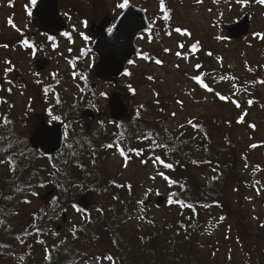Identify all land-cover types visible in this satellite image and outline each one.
<instances>
[{
  "label": "trees",
  "instance_id": "16d2710c",
  "mask_svg": "<svg viewBox=\"0 0 264 264\" xmlns=\"http://www.w3.org/2000/svg\"><path fill=\"white\" fill-rule=\"evenodd\" d=\"M151 1L159 7L160 23L170 27L168 1L171 0H164L169 16L167 20L160 10V0ZM156 26L150 25L149 32ZM199 51L200 47L194 52L191 50L190 58L197 56L200 62ZM176 53L174 56L179 57ZM253 76L255 89L264 87V83L259 82L264 81V69H257ZM11 77L0 79V108L3 110H0V120L7 117L12 122L7 127H0V135L9 136V140L0 147L8 148L9 142L12 145L8 153L0 155L5 159L12 155L16 161L15 172L10 171L7 162L0 163V264H13L12 258L20 248L28 253L25 264H87L93 260L98 264H113L105 258L109 255L113 257L114 264H235L232 254L221 251L222 246L228 248V243H231L226 229L220 233L212 232L203 252L200 251L199 239L204 236L210 214L222 211L224 217L229 218L227 212L233 213L237 208V213L241 215L244 170L241 171L238 163L240 137L234 136L233 125L240 128L247 124L246 115L240 110L243 105H235L237 115L241 114L236 120H232V115L233 122L223 116L221 120L194 118L190 121L198 124L199 128L194 129L186 122L183 127L180 125L168 134L162 124L173 113L168 110L165 101L162 98L137 101L130 105L129 116L122 121L112 122L105 113V127L97 124L87 130L80 125V130L73 128L72 138L69 132L72 126L68 122L81 119L82 106L77 103L74 107L56 98L57 103L47 110L45 107L43 114L49 116L50 124L64 126L65 143L59 154L44 157L28 144V134H31L34 125L23 132L17 118L12 116L14 106L8 103L9 99L3 98L16 94L15 81ZM5 84L8 86L5 87ZM10 85L13 87L11 91ZM1 91H4L3 94ZM130 93V97L134 98L137 88ZM255 94L248 99L253 101L251 105L246 102L247 107L257 105L254 97L257 96L259 101L260 96ZM261 102L264 107V94ZM32 111L28 110L27 114H32ZM74 112L76 114L72 118ZM52 116L60 119L53 120ZM241 116L243 121L239 122ZM253 128L249 129L255 132ZM148 132L152 133L156 143L167 147H155L152 140L142 138ZM109 144L113 147H107ZM120 148L125 150V156L120 154ZM132 150H139L141 154L137 155ZM261 151L264 159V149ZM21 152L24 153L22 156ZM155 155H159L165 163H172L173 168H164L163 164L154 162L152 158ZM114 157L120 159L121 170L128 165L139 164L160 179L166 190L165 213L160 221L148 223L146 227L132 226L133 212L140 202L138 184L134 185L129 179L123 181L119 174L113 175L106 162ZM160 172L176 183L170 184L159 175ZM29 183L31 187H26ZM41 184L44 186L41 187ZM16 187L24 190L15 191ZM49 187H55V192L44 201L42 194ZM33 191L38 195H31ZM84 194L90 195V205L82 211L77 207V198ZM170 199L182 200L185 205L193 207L175 202L170 204ZM25 200L31 202L25 203ZM68 207L74 209L81 220L80 223H70L69 227L67 224L63 231L66 235H63L62 230L58 232L56 228L61 215L69 212ZM22 210H25L24 215ZM169 212L173 221L166 218ZM237 213L229 216L237 217ZM21 215L24 221L18 225ZM246 225L247 232H239L237 238L242 237L250 254L255 251L252 244L253 237H256L251 226L249 229V222ZM220 241H223L221 246ZM262 247L259 248L260 264L264 263ZM257 262L251 259L250 264Z\"/></svg>",
  "mask_w": 264,
  "mask_h": 264
},
{
  "label": "rangeland",
  "instance_id": "374dc122",
  "mask_svg": "<svg viewBox=\"0 0 264 264\" xmlns=\"http://www.w3.org/2000/svg\"><path fill=\"white\" fill-rule=\"evenodd\" d=\"M120 2L122 0H58V12L62 21L66 24V33L69 36H66V38L61 37L56 44L58 48H61L62 51L60 50V52L62 53L48 52L49 58L47 56L46 58L51 60L52 65L46 71L48 73L45 74L49 76V71L55 72L54 74L58 77L55 82L57 90L59 89L60 92H63L62 90L68 89L69 92H78L77 84L70 79V72L66 65L67 58L68 56L70 57L69 54L72 55V52L73 55L76 54L77 48H79L80 42L77 38V32L79 34L78 30L82 27V22L87 20V24L90 25L92 21L96 23L98 17L114 18L118 13L116 5ZM129 3L144 12V6L147 4L145 15L149 21V26L152 24H157V26L154 29L152 28L150 32L149 27L142 38L139 41L137 39L138 54L134 57V66L132 65L129 68L128 73L130 75L123 76L117 81L115 86L103 84L96 89L104 93V101L100 103L102 109L107 115L109 114L107 103L112 92H118L127 106L128 112L125 118L129 116L130 105L137 103V101H152L162 98L168 105V110L175 114L162 124L168 134L194 118L204 117L221 120L220 117L223 116L231 120L233 115L234 118L232 120H236L237 116L244 113L247 122L245 127L239 128L233 125L234 136L240 137L238 140L240 148V160L238 163L241 165V171L244 170L242 204L240 203L241 215L237 213V208L233 212L234 214L235 212L237 213V217H230L234 215L231 211L230 213L227 212L229 218H225L223 213H221L222 211L210 214L205 224L204 236L199 239L200 251L203 252L206 249L207 241L212 232L218 231L220 233L226 229L231 243H228V248L221 247L222 253L232 254L235 264H250L251 259L258 261L256 264H260L261 255L259 254V248L261 245L264 247V227L261 226L264 225V159L261 156V150L264 149V145H262V142L264 144V107L261 102L264 87L258 86L255 89L253 73L257 69H264V40L254 35L255 33L264 34V5H260L254 0H248L243 5L237 3L236 0H201L200 3H197L196 0H183L182 2L171 0L168 1L171 17L170 27H166L164 23H160L157 3L151 0H129ZM30 6V0H0V45H3L4 42L9 45L7 48L0 47V79L12 75L11 79L15 81V84L18 74L31 82L29 73L34 71L35 58L30 56L32 50H24V47L21 46L22 44H18L20 40L19 32L22 34L26 32L25 35H29L27 40H30V36H35V31L31 28L32 25L29 22L28 9H32ZM244 15H249L250 17V36L247 38L245 36L236 41L227 39L224 27L241 21ZM9 19L13 21L16 28H13L8 23ZM177 27L182 32L187 30L188 34L175 32ZM17 28L20 31H17ZM72 31L73 34H71ZM217 37H221V39H217ZM37 41L41 42L39 39ZM196 42H199L200 51L198 57L201 60L200 62L197 61V56L193 59L190 58L191 49L189 48ZM181 44L184 45L183 48L179 47ZM46 48L48 50V47ZM165 49L169 51H165ZM178 51L182 55L175 57L174 54ZM144 54H147L150 58L147 60L143 59ZM156 59L161 60L162 63L156 64ZM6 61H12L11 64L13 66L6 63ZM87 61H89V55L80 64V67H87L88 70L90 66ZM197 64L202 67L196 69L195 65ZM8 68L12 70L6 72L5 70ZM198 74L203 76L204 82L214 90L213 92L207 91L190 80V77ZM45 75L44 78L47 77ZM149 76L152 77L151 80L148 79ZM91 77L94 79L92 73L89 75V79L87 78L85 81L87 83L84 87L86 93L81 95L74 93L72 94L73 96L69 93L63 94L61 95L63 98L61 102L70 103L71 106L80 102L81 105H79L82 107L84 102L88 104L86 101L83 102V100L91 93ZM129 85H131L132 89L137 88V95L134 98L130 97V92L132 91L129 89ZM6 86L8 84H5ZM10 88L13 90L11 85ZM29 90L32 92L31 95L18 93L10 98H3L9 99L8 103L14 106L11 112L12 116L17 118L19 126L24 130L23 132H27V127L34 125L30 132L33 133L39 125V120L46 118V115L43 114L47 110V108L45 110L46 104L50 103L52 107L57 101L50 100L44 103L40 99L39 96L41 95H39L37 90L31 89V87H29ZM3 92L1 91V94ZM217 92L226 96L227 100H221L215 94ZM255 92V95L260 96L259 101L258 97L255 96L257 105L249 108L246 102ZM34 98L35 103L33 106H29ZM106 98L107 100H105ZM233 101L238 102L241 106L243 105L239 115L234 109H237V107H235L236 103ZM30 109H33V113L27 114ZM0 110L3 111L2 108ZM75 114L76 112L72 114V118ZM81 120H83L82 117ZM232 120L231 122H233ZM68 123L70 127L72 126L71 129L69 128V132L73 138V128L80 130L81 126L74 121ZM93 125L97 126V124ZM250 125H254L255 128L252 130L255 132L249 129ZM103 127H105V124ZM30 137L31 134H28V139ZM251 142L259 147H251ZM106 163L114 176L119 174L123 181L129 179L134 185L138 184L139 201H143V203H138L135 206L132 226L146 227L148 223L160 221L165 213L164 199L166 197V190L160 184V179L149 172V170L140 167L139 164L128 165L124 170H121V161L118 157H114ZM154 176L155 179H153ZM134 179H137L138 182H134ZM52 188L55 187L47 188L43 192L42 197L48 194ZM83 196L88 197L89 207L90 195H81L77 198V203ZM157 197H163V203L160 207H156L155 204ZM148 199H150V203H148ZM68 210V213L62 214L65 215L64 224H62L61 218L57 227L59 229L58 232L62 230L63 235H66V232L64 233L63 231L69 227L70 223H80L81 220L74 209L68 207ZM24 212L25 210H22L23 215ZM166 218L170 221L174 220L170 212ZM23 221L24 219L21 215V218L17 221L18 225H21ZM247 222H249V229L251 226L256 237H253L252 244L255 245V251L250 254L245 249V242H242V237L240 238L239 236L237 238L239 232H243V230L247 232L245 230ZM67 224L68 226L65 227ZM222 242L220 241V246ZM27 257V251L20 248L12 258V263L25 264ZM87 264H98V262L93 260Z\"/></svg>",
  "mask_w": 264,
  "mask_h": 264
},
{
  "label": "water",
  "instance_id": "95a60500",
  "mask_svg": "<svg viewBox=\"0 0 264 264\" xmlns=\"http://www.w3.org/2000/svg\"><path fill=\"white\" fill-rule=\"evenodd\" d=\"M31 13L29 15L30 24L45 36L56 37L66 31V24L58 12V0H37ZM113 26L111 19L104 17L97 25H91L89 28V33L94 39L92 53L98 59L94 68V76L97 81L105 85H116L123 76L129 61L137 55L136 41L140 34L148 31L149 21L142 9L129 4ZM109 28H112L111 33L108 32ZM249 28V16L245 15L241 21L224 27V31L229 40H239L247 36ZM47 65L48 63L43 59L35 63L37 70H43ZM108 110L113 122H119L125 118L128 109L118 92L110 95ZM82 116L86 120L93 121L94 119L90 112H84ZM64 140L62 125H47L45 118H41L38 127L29 138V146L41 156H51L61 152ZM54 191L55 188H52L45 198H49ZM149 202L150 199H148ZM162 203L163 197H157L156 207H160ZM77 205L80 210H87L88 197L83 196L78 200ZM64 222L65 215H62V224Z\"/></svg>",
  "mask_w": 264,
  "mask_h": 264
},
{
  "label": "flooded vegetation",
  "instance_id": "af4514ba",
  "mask_svg": "<svg viewBox=\"0 0 264 264\" xmlns=\"http://www.w3.org/2000/svg\"><path fill=\"white\" fill-rule=\"evenodd\" d=\"M123 10L124 9L117 8L118 13L116 14V16L114 18H110L112 21V26L115 24L118 17L120 16V14L123 12ZM102 18H104V17H98V19H96V21H97L96 23H93V21H92L90 23V25L87 24V26L82 24V27H80L78 30L79 34L77 32V38L80 42L79 48H77V53L73 55V52H72V55L69 54L70 57L68 56V58H67V65L66 66L70 72V79L75 84H77L78 92H76V93H75V91L69 92L68 89L62 90L63 92H60L59 89L57 90L55 87V85H56L55 82H56L58 77H57V75L54 74L55 72L49 71V76L45 75L48 73V72L46 73V71L52 65L51 60H48V58H49L48 52L50 53L52 51V52H56V53L57 52L62 53V52H60L61 48H58V46H56V44L61 37L66 38V36L63 35V33H66V31L61 33L60 35H58L56 37H53L52 40H49L47 36H45L43 33H41L36 28H33L31 26V28L34 29V31H35V36H30L31 38L29 40V41H31L30 43L33 44L36 48L35 55H32V53H30V56L35 58L34 64H33L34 71H31L29 73V75H30L29 78H30L31 82L28 80H25L24 78H22L20 76V74H18L17 82L15 84L16 85V94L21 93L22 95H24V94L31 95L32 92L29 90V87H31V89L37 90L39 92V95H41L39 97L44 103L49 102L50 100L55 101L56 98H59L58 101L61 102L63 99L61 97V95H63V94L69 93L72 95L75 93V94L81 95L82 93H86V90L84 89V87L87 85V83L85 81L87 80V78L89 79V75L92 73L94 79H92V77L90 78L91 93L89 96H87L83 100V102L86 101L88 104H85V102H84V104H83L84 106L81 108L80 112H81V117H82L83 112H91V114L94 117V120L90 122V121H87L83 118H82L83 120L75 118V120L73 119L72 121L77 122L81 126L83 125L86 129H87V126H89V129H90V127L93 124H98V126L100 125L101 127H103V125L105 124V121H106V114H105L104 110L102 109V106L100 105V103H101V101H104V100H103V95H101L102 92H100L99 90H96L97 88H99L103 84L97 82L95 80V77H94V68H95V65L97 63V57L91 51L92 45L94 43V39L92 38L91 34L89 33L90 26L98 24ZM25 33L22 34L19 32L18 35H20V40L18 41V44L21 45V40L28 39L29 35L26 36ZM71 34H73V31ZM81 34H83V35H81ZM143 35L144 34H141L139 36L138 41L142 38ZM84 36H87L88 39L85 40ZM37 39L41 40V42L39 43V41H37ZM44 45H48V46H44ZM45 47H48V50H47V48L45 49ZM28 49H31V48H25L24 47V50H28ZM20 50H22V49H20ZM39 52H41V53H39ZM88 55H89V61H87V62H88L90 67H88V70H87V67L81 68L80 64L86 60V57ZM46 56L48 58H46ZM39 59H43L44 61H46L48 63L47 67L43 70H37L36 69L35 63ZM132 65L134 66L133 63H131V64L129 63L127 65L125 72H129V68ZM44 75L47 77L44 78ZM19 77H20V79H19ZM45 89H47V91H45ZM72 102H74V100H72ZM34 103H35V98L31 101L29 106H31V105L33 106ZM76 104L74 103L73 106L75 107ZM79 104H80V102H79ZM46 107L49 108L50 103L46 104ZM107 116H109V115H107ZM45 119H46V123L48 125H52V124H50L51 120L49 119V116H46ZM74 125L76 126V124H74Z\"/></svg>",
  "mask_w": 264,
  "mask_h": 264
},
{
  "label": "snow or ice",
  "instance_id": "6c2138e0",
  "mask_svg": "<svg viewBox=\"0 0 264 264\" xmlns=\"http://www.w3.org/2000/svg\"><path fill=\"white\" fill-rule=\"evenodd\" d=\"M196 2H197V3H200L201 0H196ZM236 2L239 3V4H242V5H243V4H246V3L248 2V0H236ZM255 2L258 3V4H260V5H264V0H255ZM36 3H37V0H31V5H32V6H35ZM116 7L119 8V9H127V8L129 7V0H122V2H120V3H118V4L116 5ZM160 10H161L162 12H164V17H163V18H164L165 20L169 19V16H168V14H167V10H166V8H165L164 0H160ZM31 14H32V13H31V11L29 10L28 15H31ZM8 23H9L13 28H16V25L13 23V21H12L11 19H9ZM82 23H83L85 26H87V23H88V22H87V20H85V21H83ZM113 27H114V26H113ZM17 31H20V29L17 28ZM108 31H109V33H111V32H112V28H109ZM175 32H177V33H182V34H188V33H187V30H183V32H182V30H181L179 27L175 28ZM63 35H65V36H69L68 33H63ZM81 35H83V34H81ZM169 35H170V33H169ZM254 35H255L256 37L260 38L261 40H264V34H261V33H255ZM48 39H49V40H52L53 37H48ZM84 39L87 40L88 37H87V36H84ZM217 39H221V37H217ZM21 44H22V46L25 47V48H31V49H32V55H35V53H36V48H35V46H34L33 44H31V43L29 42V40H27V39H23V40H21ZM198 46H199V42H196V43L192 44V45H191V50H192L193 52L196 51V50L198 49ZM0 47H5V48H7L8 45H7V44H3V45H0ZM179 47H180V48H183L184 45L181 44V45H179ZM165 51H169V50H168V49H165ZM176 55H177V56H181L182 54H181V52L178 51V52L176 53ZM209 55H211V53H209ZM142 58L145 59V60H147V59H149L150 57H149L147 54H144ZM6 63L11 64V61H6ZM129 63L131 64V63H133V61H129ZM155 63H156V64H161L162 61L159 60V59H156V60H155ZM177 67H178V65H177ZM195 67H196V69H200L202 66L199 65V64H197V65H195ZM11 70H12L11 68H8V69H6L5 71L8 72V71H11ZM125 75H130V73L125 72ZM148 79L151 80L152 77L149 76ZM191 79L194 80L198 85H200L202 88L206 89L207 91H209V92H213V91H214L211 87H209V86L204 82V79H203V76H202V75H199V74H198V75H193V76L191 77ZM222 79H223V77H222ZM259 82H260V83H264V81H259ZM9 83H11V81H9ZM128 87H129V89H130L131 91L134 92V89L131 88V85H129ZM233 87H235V85H233ZM9 91H11V89H9ZM45 91H47V89H45ZM215 94H216L217 96H219V98H220L221 100H227V97H226V96L220 95V93H218V92L215 93ZM101 95H104V93H101ZM233 102L236 103V106H237V107L240 106L238 102H235V101H233ZM178 103H179V101H178ZM252 103H253L252 100H248V104H249V105H251ZM141 107H143V106H141ZM50 115H51V113H50ZM173 115H175V114L173 113ZM52 119H53V120H59L60 117H58V116H52ZM242 121H243V116H241L239 122H242ZM11 123H12V122H11L10 120H8L7 117H4L2 120H0V127H7V126H8L9 124H11ZM188 123H189L194 129L199 128V125H198V124H194L192 121H189ZM181 127H183V125H181ZM250 127H254V125H250ZM142 138L152 140V142H153V144L155 145V147H167V145L156 143V141L153 139V135H152L151 132H148V133L144 134ZM8 140H9V136H8V135H0V144H2L4 141H8ZM11 147H12V145H11L10 142H9L8 148L0 147V154L8 153V152H9V149H10ZM107 147L111 148V147H113V145H112V144H109V145H107ZM251 147L254 148V147H256V145H251ZM132 151H135L137 155H140V154H141V152H140L139 150H132ZM23 154H24L23 152L20 153L21 156H22ZM120 154H121L122 156H125V155H126V154H125V150H124L123 148H120ZM152 159H153L154 162H158V163L163 164V167H164V168H168V169H172V168H173V164H172V163H165V162L161 159V157H160L159 155H155ZM5 162H7V163L10 165V171H12V172H15V171H16V161H15V158H14L12 155H8V156L6 157V159H5V157H4L3 155H0V163H5ZM143 162L146 163L147 161H143ZM193 163H196V162L193 161ZM159 175L162 176L163 179H165L166 181H169L170 184H174V183H176V181L170 180V178H169L168 176L164 175L163 172H160ZM153 179H155V177H153ZM13 184H15V181H13ZM40 186L43 187L44 185L41 184ZM26 187H31V184H30V183L27 184ZM181 187H183V185H181ZM14 190H15V191H23L24 189H21V188H19V187H16ZM257 191L259 192V190H257ZM31 195L36 196V195H38V193H36L35 191H33V192H31ZM173 195H175V194H173ZM24 202H25V203H30L31 201L25 200ZM173 202L178 203V204H180L181 206H187V207H189V208H192V207H193V205H191V204H187V205H185L184 201H182V200H175V201H173V200H171V199L169 200V203H170V204L173 203ZM139 203L142 204L143 201H140ZM221 219H223V218H221ZM261 226L264 227V225H261ZM41 243H42V241H41ZM105 258L108 259L109 261H112L113 264H114V260H113V257H112V256L109 255V256H107V257H105Z\"/></svg>",
  "mask_w": 264,
  "mask_h": 264
},
{
  "label": "bare ground",
  "instance_id": "6f19581e",
  "mask_svg": "<svg viewBox=\"0 0 264 264\" xmlns=\"http://www.w3.org/2000/svg\"><path fill=\"white\" fill-rule=\"evenodd\" d=\"M63 148V147H62ZM51 156H55V155H51ZM42 199L44 200V201H47L49 198H45V196L44 197H42ZM77 207H78V205H77ZM79 208V207H78ZM61 218H62V216H61Z\"/></svg>",
  "mask_w": 264,
  "mask_h": 264
}]
</instances>
